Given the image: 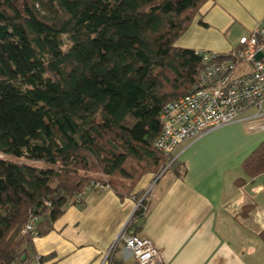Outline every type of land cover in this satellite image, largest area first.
Returning <instances> with one entry per match:
<instances>
[{
    "label": "trees",
    "instance_id": "obj_1",
    "mask_svg": "<svg viewBox=\"0 0 264 264\" xmlns=\"http://www.w3.org/2000/svg\"><path fill=\"white\" fill-rule=\"evenodd\" d=\"M206 1L0 0V264L34 256L91 183L125 198L167 166L159 116L203 67L175 43ZM242 168L264 172V142Z\"/></svg>",
    "mask_w": 264,
    "mask_h": 264
},
{
    "label": "crops",
    "instance_id": "obj_2",
    "mask_svg": "<svg viewBox=\"0 0 264 264\" xmlns=\"http://www.w3.org/2000/svg\"><path fill=\"white\" fill-rule=\"evenodd\" d=\"M263 19L264 0H208L175 46L227 54ZM255 124L264 117L184 141L174 154L178 170L156 181L145 175L128 197L86 193L50 233L33 239L35 255L42 264H98L151 188L127 234L150 240L167 264H264V172L248 178L242 168L264 142V130L250 129ZM112 255L116 264H136L121 243Z\"/></svg>",
    "mask_w": 264,
    "mask_h": 264
},
{
    "label": "built area",
    "instance_id": "obj_3",
    "mask_svg": "<svg viewBox=\"0 0 264 264\" xmlns=\"http://www.w3.org/2000/svg\"><path fill=\"white\" fill-rule=\"evenodd\" d=\"M197 53L203 67L196 86L168 102L159 116L161 132L155 148L167 158L168 164L156 175L155 181L175 160V151L184 141L236 121L250 123L264 117V19L250 34L241 37L238 47L227 54ZM258 54L262 55L259 60L256 59ZM251 111H254L252 115L243 116ZM250 129L264 130V124H255ZM107 189V186L93 182L78 196L75 205L82 203L81 196L86 193ZM150 189L136 200V210L140 207L145 213ZM36 221L32 217L24 233L32 231ZM128 227L129 224L125 225L98 264H110L113 249L118 243L136 264H167L150 240L127 234ZM13 264H42V261L34 255Z\"/></svg>",
    "mask_w": 264,
    "mask_h": 264
},
{
    "label": "water",
    "instance_id": "obj_4",
    "mask_svg": "<svg viewBox=\"0 0 264 264\" xmlns=\"http://www.w3.org/2000/svg\"><path fill=\"white\" fill-rule=\"evenodd\" d=\"M261 57H262V55H261V54H258V55L256 56V59L259 60ZM22 260H23V259H22Z\"/></svg>",
    "mask_w": 264,
    "mask_h": 264
},
{
    "label": "rangeland",
    "instance_id": "obj_5",
    "mask_svg": "<svg viewBox=\"0 0 264 264\" xmlns=\"http://www.w3.org/2000/svg\"><path fill=\"white\" fill-rule=\"evenodd\" d=\"M250 113H252V112H248V113H245V114H243V115H247V114H250ZM146 193V192H145ZM145 193H143L140 197H142ZM139 197V198H140Z\"/></svg>",
    "mask_w": 264,
    "mask_h": 264
}]
</instances>
